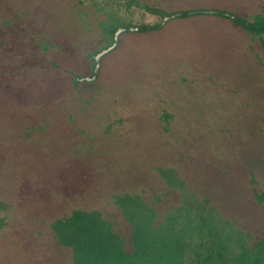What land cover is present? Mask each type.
I'll return each mask as SVG.
<instances>
[{
    "label": "rangeland",
    "instance_id": "rangeland-1",
    "mask_svg": "<svg viewBox=\"0 0 264 264\" xmlns=\"http://www.w3.org/2000/svg\"><path fill=\"white\" fill-rule=\"evenodd\" d=\"M140 1L144 5L172 15L184 10L201 9L223 10L234 16L254 13L250 6L256 7L264 2V0ZM118 2L123 8H117L120 7ZM114 6L118 9L120 21L127 22L133 28L143 25L154 26L162 22V19L144 10L125 9L127 6L122 0H0V22L19 24L32 37L33 33L41 37L43 35L53 37L68 55L67 60H61V65L69 70L71 79L76 81L78 77H93L96 68L95 57L114 44L111 28L105 27L111 18L108 15L116 10ZM233 27L230 25V29ZM226 32L225 26L212 21L210 16L171 23L163 33L128 32L120 38L118 48L102 59L98 77L104 82L103 90L111 98L112 95L121 93L127 95L128 89L132 87L137 89L134 90L135 95L140 96L139 91L144 94L151 91L148 87L151 84L143 72H147L148 78L150 74L159 78V66H166V62L174 56L187 59L190 54L188 62L197 61V65L202 67L201 70L212 77L215 76L222 86L225 85L224 87H229L231 83V93L228 91L230 95L223 88H219L220 92L216 90L213 92L207 82L204 81L203 86V79L207 74L199 75L203 78L200 81L201 88L208 89L207 94H212L208 97L205 92V97L217 102L223 101L216 116L226 117L234 133L240 136V142L231 138L224 145L235 156L239 155V160L251 164L264 176V141L260 138L263 135H259L260 124L264 123V98L261 93L262 86L261 88L257 86L262 82V78L259 72H255L256 70L248 63V65L244 63L247 60L245 54L242 57L238 54L236 56L226 54L225 50L230 49L223 35ZM221 50L224 53H220ZM233 50L238 49L233 45ZM241 63L246 65V69ZM229 71L230 73H227ZM250 71H253L252 75L248 74ZM237 72L242 74H236ZM251 77L255 78L254 83ZM234 80L240 87V89L237 87L236 96L233 95ZM89 84H83L79 88L82 95L96 94L92 89L94 87ZM60 92L50 91L45 99L62 98ZM176 93L178 94L171 98L177 99L181 102L180 106L181 104L183 106L176 107L173 111L175 115L188 117L193 108L184 107L193 97H187L188 101L185 100L186 97L180 95L183 92ZM110 97H107V100L111 99ZM200 98L195 100L196 105L202 101ZM165 104L163 108L170 110V105L166 102ZM104 115L105 113L98 114L91 120L93 123L103 120ZM159 115L158 111L152 113L154 118ZM209 115L207 113L204 115L207 117L204 126L211 128L218 122ZM152 116L146 115L139 123V127L135 126L132 133L124 135L123 148L112 155L106 154L105 148L99 145L97 134L91 129L81 141H77L78 143L58 138L47 150L33 154L31 159L34 164L47 159H55L57 163L55 162V167L45 171L48 194L42 187L36 189V193H39L35 194L36 196H31L34 192L27 190L22 194L24 206L31 209L17 210V213L27 215L28 219L24 220L21 217L25 229L19 241L20 257L13 258V264H28L32 261L37 264H216V261H223L229 252L233 253L234 249L240 252L239 249L243 245L245 249H253L246 241L245 233L240 232L246 231L245 228L255 219L250 211H239V214L234 215L230 221L215 213H207L203 211V207L200 209V203L193 198V192L188 188L183 176L179 179H170L167 167L159 168L154 165L156 159L162 158V152H167L172 145L175 146L170 138L168 139L167 130L172 128L171 134H176L177 129L167 124L161 125L162 128L158 127ZM202 118L201 116L200 120L198 119L199 122L203 121ZM234 121L238 122L237 125L242 130L235 128L237 125L235 126ZM188 122L191 126V122ZM188 124L185 123L181 129L185 130ZM252 126L256 129L253 130ZM91 127L93 124H90ZM212 133L215 136L214 145L217 148L223 146L220 144L224 135L219 132L217 134L216 130ZM148 135L150 139L146 140ZM158 138L160 143L157 142ZM136 139L139 142L133 144V140ZM97 146L100 147V154L99 150H91ZM144 151L151 153L143 157L140 154ZM95 159L99 165L98 169L96 163L92 164V160ZM24 160L25 157L19 156V165ZM212 161L218 167L223 163L221 159L212 158ZM67 164L70 166L61 167ZM33 166H24V171ZM97 172L101 183L94 179ZM150 175L155 184L176 187L180 191L184 208L159 214L156 210H149L148 205L146 208L141 207L144 197L147 199L146 204L150 205V200L153 204H159L165 201L164 196L168 193L163 189L159 193H154L158 199L150 196ZM220 177L226 181L228 174L220 173ZM193 178L188 179L189 182L195 181L196 177ZM231 179L232 174L229 176V180ZM31 180L32 184H39L41 178L36 175ZM89 180L97 187L100 186L99 189H95L93 195L90 191L88 194L77 195L80 182L89 183ZM145 184L149 186L147 190L143 188ZM232 187L234 188V185ZM125 193L127 195H124ZM107 195L115 197L120 208L115 209L114 205L112 207L110 202L112 198H107ZM246 199L248 200V195ZM216 253L222 255V259Z\"/></svg>",
    "mask_w": 264,
    "mask_h": 264
},
{
    "label": "trees",
    "instance_id": "trees-1",
    "mask_svg": "<svg viewBox=\"0 0 264 264\" xmlns=\"http://www.w3.org/2000/svg\"><path fill=\"white\" fill-rule=\"evenodd\" d=\"M122 1L127 6H124L125 9H141L162 19L161 24L138 27L139 33L142 34L163 33L171 23L192 21L201 16H210L212 21L224 25L227 32L223 35L230 48L225 50L226 54L229 56L238 54L241 57L245 54L247 60L244 63L249 64L253 70H256L255 72H259L262 78V82L257 86L260 88L262 86L261 93L264 98V2L256 7L250 6L254 13L234 16L223 10L201 9L184 10L172 15L161 9L144 5L140 0ZM118 6L120 7L117 8H123L120 3ZM114 8L117 11L107 14L111 18L109 21L107 20L108 24L105 26L111 28L113 37L119 28L132 27L127 22L120 21L118 9L116 6ZM167 17L168 20H166ZM230 25L234 27L230 29ZM33 35L32 37L19 24L0 22V264H13V258L20 257L19 241L25 229L21 217L24 220L28 217L17 213V210L19 208L31 209L24 206L22 194L27 190V192H34L31 196H36L35 194H39L36 193V189L41 187L45 188L43 190L47 191L46 194L49 193L45 171L55 167L56 160L47 159L34 164L31 159L33 154L35 155L40 150H47L48 146L53 145V141L58 138L78 143L77 141H81L90 129L97 134L99 145L105 148L106 154H115L123 148L122 137L132 133L135 126L139 127V123L146 115L152 116L155 111L160 113L156 118L152 116L157 121L158 127L166 124L171 125V127H176L178 133L171 134L172 128L167 130L169 132L167 137L175 146L172 145L167 152H162V158L156 159L154 165L159 168L167 167L170 171V179H179L180 176H183L188 188L193 192V198L200 203V209L204 208L203 211L210 214L215 213L229 221L233 220L234 215L239 214V211H250L255 217L254 221L245 228L246 231L237 228L240 232L245 233L246 241L253 249H245L243 245L239 249L240 252L234 249L233 253L229 252L227 257H223V261H216V264H219L218 262L221 264H264V176L260 175L257 168L251 164L239 160V155L235 156L224 145L231 138L240 142V136L238 137L237 133H234L232 125L226 117L216 116L223 101L217 102L205 97L204 93L207 94L208 89L201 88L200 81L203 78L199 75L207 73L201 70L202 67L197 65V61L188 62L190 54L187 59L174 56L166 62V66H159V78L152 74L148 78L147 72H143L145 73L144 77L151 84L148 86L151 91L144 94L138 90L141 94L138 96L134 93L136 88L132 87L128 89L127 95L120 92V95H112L111 98L103 90L104 82L102 79L99 80V77L93 82H79V77L76 81L71 79L69 70L61 65V60H67L68 55L53 37L48 35L41 37L34 33ZM233 45L236 46L237 51L233 50ZM220 53H224L223 50ZM244 63L241 65L246 69ZM187 64L189 65L187 66ZM161 68L163 69L161 70ZM236 74H242V72ZM248 74L252 75L253 71ZM231 75L233 76L234 73ZM204 81L212 88L213 92L223 88L227 93L228 91L231 93V83L229 87H224L225 85L222 86L215 76L212 77L209 74L203 79V86ZM234 81L235 83H232L233 95L236 96L238 95L237 87L239 89L240 87L236 80ZM251 81L254 83L255 78L251 77ZM89 83L94 87L92 89L96 94L84 96L79 92V88L83 84L90 85ZM50 88L54 92L61 91L63 97L46 100L49 92L53 91ZM168 89L170 92L167 93ZM177 91L183 92L180 95L186 97L185 100H188L189 96L193 97L191 102L188 100L189 104L184 107L193 108L188 117L175 115L173 111L176 107L183 106L182 104L180 106V101L171 98L174 94H178ZM208 94L207 96L211 97L212 94ZM200 96L202 97L200 98ZM107 97L111 99L107 100ZM198 98L202 101L196 105L195 100ZM165 102L170 105V110L163 108L166 105ZM158 106L160 107L158 108ZM104 113L103 120L92 122V117ZM205 113L210 114L209 116L218 124L211 128L205 127L204 123L207 118L204 116ZM201 116L203 121L199 122ZM188 121L191 122V126ZM185 123L188 126L185 130L181 129ZM234 123L235 126L238 124L236 121ZM90 124H93V127L90 128ZM235 128L242 130L238 125ZM252 128L256 129L254 126ZM260 128L259 135H263L260 138L264 141V123L260 124ZM213 130H216L217 134L219 132L224 135L223 142L221 141L220 144L223 146L219 148L214 145ZM43 138L44 141H42ZM148 139H150V135L146 137V140ZM138 142L139 140L136 139L132 143L137 144ZM157 142H161L159 138ZM91 150H99L100 154L99 146ZM149 152L144 151L140 155L146 157ZM152 154L154 155V152ZM19 156L25 157L20 165L18 163ZM231 157H233L232 160ZM212 158L223 160L222 165L216 166ZM92 162L95 164L97 161L95 159ZM30 165L36 167L33 166L24 171L23 167ZM95 165L98 169L99 165L97 163ZM68 166L70 165L61 167ZM220 173L228 174L226 181L222 180ZM98 174V172L94 174V179L96 178L101 183ZM230 174H232L231 180H229ZM36 175L41 178V181L39 184H32L31 179ZM193 177H196L195 181L189 182L188 179H194ZM168 186V184H155L150 175V196L158 199L154 193H159L163 189H166L168 193L164 196L165 201H161L159 204H153L151 200L150 205L146 204L147 199L144 197L140 206L144 208L149 206V210H156L159 214L168 213L173 209H183L180 191L176 187ZM99 187L90 180L89 183L81 181L77 195L88 194V191L93 195L94 190H98ZM143 188L147 190L149 186L145 184ZM246 195H248V200ZM107 198H112L110 201L112 207L114 205L115 209L120 208L115 197L107 195ZM231 247L233 248V246ZM218 255L222 259V255ZM29 256L32 255L29 254ZM28 264L37 263L32 261Z\"/></svg>",
    "mask_w": 264,
    "mask_h": 264
},
{
    "label": "water",
    "instance_id": "water-1",
    "mask_svg": "<svg viewBox=\"0 0 264 264\" xmlns=\"http://www.w3.org/2000/svg\"><path fill=\"white\" fill-rule=\"evenodd\" d=\"M166 20H168V18H166ZM124 31H125L124 29H119L116 32L115 36H114V44L111 47H109L108 49L103 50L101 53H99L95 57L96 68H95V71H94V76L93 77L78 78L79 82H93V81H96L98 79L99 71H100V68H101V60H102V58H104L106 55H108L109 53H111L112 51H114L118 47L119 41H120V35ZM131 31H138V29H133L132 28Z\"/></svg>",
    "mask_w": 264,
    "mask_h": 264
},
{
    "label": "flooded vegetation",
    "instance_id": "flooded-vegetation-1",
    "mask_svg": "<svg viewBox=\"0 0 264 264\" xmlns=\"http://www.w3.org/2000/svg\"><path fill=\"white\" fill-rule=\"evenodd\" d=\"M168 18V17H167ZM166 21V20H165ZM133 27H131V28H126V27H121V28H119V29H124L125 31L120 35V38L123 36V35H125V34H127L128 32H133V31H131V29H132ZM133 29H138V28H133ZM139 30V29H138ZM116 34V33H115ZM119 43H120V41H119ZM102 61V60H101Z\"/></svg>",
    "mask_w": 264,
    "mask_h": 264
}]
</instances>
